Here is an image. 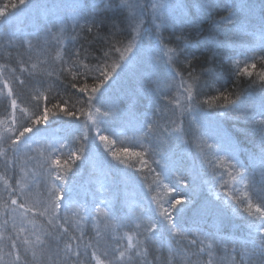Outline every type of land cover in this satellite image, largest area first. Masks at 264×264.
<instances>
[{
	"label": "trees",
	"instance_id": "trees-1",
	"mask_svg": "<svg viewBox=\"0 0 264 264\" xmlns=\"http://www.w3.org/2000/svg\"><path fill=\"white\" fill-rule=\"evenodd\" d=\"M57 2L62 5L58 12L60 20L46 21L38 15L45 0H26L27 6L20 5L19 0H0V7L5 11V16L0 17V137H8L15 132L16 122L4 112L8 91L4 84L14 87L13 79L21 76V68H28L44 81L43 86L29 87L20 93L17 103L19 108L25 109V119L38 110L42 112L44 106L58 113L50 116L46 124L33 126L32 131L23 137V151L15 160L14 171L8 145L0 142V236L6 240L10 235L15 236L21 227V221L17 219L14 230L10 210L5 203L8 197L5 189L14 185L17 190L25 192L22 199L32 208L28 216L34 217V223L27 219L23 221L25 231L21 239L27 236L30 243L22 245L21 250L26 251L29 260L34 259L35 252L37 264L42 259L47 260L42 257L40 247L35 245L36 234L31 230L35 227L42 239L47 238L39 231L41 227L52 230L48 224L49 214L40 213L48 206L49 193L55 184L58 189H64L65 201L71 200L67 217L75 235L83 232V244H92L102 250L104 247L125 246L128 237H132L135 243L138 239L135 225L123 220L126 214L140 215V209L145 206L147 214L158 219L155 212L157 202L167 207L169 197L174 196L186 201V204L177 206L174 214L177 226L194 228L191 235H176H181L185 243L198 237L202 243L192 246L197 252L200 248L212 246L211 256L205 252L200 260L192 250L184 247L176 256V264H207L209 259L224 261V264H230L231 260L241 264L243 260V264H249L246 253H253L252 259H259L258 214L255 208L251 215L245 211L248 200L254 205L264 203V154L261 153V138L253 124L222 114L227 110L217 107L221 101H216L212 107L205 105L206 109L194 115L203 135L192 134L199 132V126L194 125L183 140L172 135L169 146L164 144V151L158 155L153 151L157 141L146 139L141 134L148 121L153 123V131L167 127L170 133L174 128L172 121L180 123L177 117L185 100V89L193 83L187 71L184 72V83L181 84L177 77L170 87L165 88L170 96L162 98L154 83L159 76L160 57L144 48L148 39L158 43L156 35L147 34L142 43L135 41L133 55L125 52L135 36V31L129 27L132 12L127 4L135 0H113L110 7L106 0ZM77 2L80 8L72 7ZM13 4L16 8L12 7ZM151 11L148 9V13ZM148 13L141 21L152 30ZM229 15L239 24L258 30L264 25V0H212L208 10L196 20L195 29L186 21L181 25L178 18L171 17L162 27L161 35L167 48L175 49L177 43H182L176 39L181 27L186 36L192 37L193 48L185 49L184 55L195 52L196 58L191 64L181 58V65L199 77L201 91L205 94L202 100L209 95H218L219 90L235 92L236 60H230L225 50H208L213 40L223 39L221 25L217 22ZM93 22L92 31H88ZM28 41L32 45L30 55ZM77 52L80 53L78 65L72 64L77 60ZM121 53L126 58L132 55L128 67L119 77L109 81L96 94L94 101L95 107H101L102 112L111 111L112 116L103 117L95 112V107L86 103L90 88L96 81L91 74L85 77L80 73L85 71V65L90 70L98 65L110 70L115 64H123L119 59ZM244 53H237L241 62L246 56L256 55L247 50ZM21 55L27 64L19 63ZM172 55L164 54L163 60L167 61ZM209 67L214 74L206 72ZM258 71L259 67L252 77H239L243 91L241 100L232 106L233 111L242 110L250 100H254L257 106L264 104V90L260 89L256 75ZM28 75L27 71L23 72L24 77ZM250 79L257 80L255 86L247 87ZM73 83L77 87H72ZM84 83L89 85V93L79 91ZM236 99L235 94L230 96V100ZM53 104L76 112V116L59 113L52 108ZM20 114L17 111V116ZM192 119H185L182 127L188 129ZM259 119L257 117V121ZM18 122L24 123L23 120ZM99 135H108L109 141L101 142ZM121 148L142 151L148 164H139L136 157H122L125 164H117L112 160L111 151ZM75 155H80L81 159L76 160ZM56 159L61 161L59 166L54 163ZM6 160L9 162L7 169ZM155 160L160 163H154ZM64 161H68L67 166ZM152 169H157L161 176ZM242 171L248 180L240 179ZM58 174L64 180H55ZM153 197L155 201H152ZM205 207L210 210L208 216L197 219L198 210ZM60 214L64 215L65 210L61 209ZM6 217L9 223L4 226ZM208 234L216 237L215 243L205 238ZM168 235L164 232L165 240ZM72 243L75 245L76 241ZM54 251L55 245L52 246ZM141 251L147 252V259L152 264H163L169 256L168 247L153 246L150 251L144 248ZM7 252V247L0 250V264H7L13 258Z\"/></svg>",
	"mask_w": 264,
	"mask_h": 264
},
{
	"label": "snow or ice",
	"instance_id": "snow-or-ice-1",
	"mask_svg": "<svg viewBox=\"0 0 264 264\" xmlns=\"http://www.w3.org/2000/svg\"><path fill=\"white\" fill-rule=\"evenodd\" d=\"M112 2L113 0H106L107 6L110 7ZM211 3L212 0H187V2L186 0H135L134 3L127 4V7L132 12V15L129 17V27L136 32V35L132 37L133 43H130L128 47L125 48V52L131 53L132 55L134 53L133 46L135 41H141L143 39V33L139 30V23L143 16L148 13V9L152 10L151 13L148 14L151 16L152 27L158 43L155 49H151V51H154L161 60L159 76L154 81L160 92V96L162 98L170 96V93L165 91V88L170 87L171 83H174L177 77H179L181 84H183L185 71L188 73V78L193 81V83L189 84L185 89V100L184 103L180 105V115L177 117L180 123L177 124L176 120L172 121V124L174 125L173 131L170 133L167 127H164L162 131L159 128L153 131L154 125L151 121H148L141 134L146 139L154 138L157 141L155 147H153V151L157 152L158 155L164 151L162 148L164 144L167 143L169 146L172 135H178L180 140H183L184 136L189 135L194 125L199 126V132L192 134L203 135L200 125L194 118V115L196 112L206 109L204 107L205 105L212 107L216 101H221V104L217 105V107L227 110L222 114L230 115L236 119H245L253 124L254 129L261 138V153L264 154V104L257 106L254 100H250L248 105L242 110H232V106L236 105L241 100L240 93L243 91L239 77H252L254 71L259 67V71L256 72V75L260 82V89L264 90V25H261L258 30L250 29L247 26L239 24L233 19L232 15L217 22L221 25L223 39L213 40L208 50L212 52L220 49L225 50V53L230 60H236L238 71L233 83L235 85V92H229L227 89L219 90L218 95H209L207 99L203 100L201 97L205 94L201 91L199 77L190 68L186 69L181 65V58H183L188 64H191L192 60L196 58L195 52L190 55H184L185 49L193 48L191 43L192 37L186 36L183 27H181L176 39L177 41H182V43H177L175 49H170L167 48L164 38L160 34L161 26L170 17L178 18L181 25L186 21L193 29H195L196 20L203 12L208 10ZM19 4L27 6L26 0H19ZM12 7L16 8V5L13 4ZM61 7L62 5L58 3L57 0H51V3H49L48 0H45V3L40 5L38 15L41 19L46 21H59L60 17L58 16V12ZM72 7L80 8V4L77 2L72 5ZM14 14L15 13H13V15ZM3 16H5L4 8L0 7V17ZM157 20L160 21V24L155 23ZM93 27L94 22L92 25L88 26V31H92ZM129 36H131V33H129ZM198 43L199 41H197V44ZM28 44L30 55L32 51L31 41H28ZM135 46L136 48L138 47V45ZM244 50L256 53V55L246 56L243 62H241L237 59V57H239L237 53L245 55ZM115 51L120 52V49L115 48ZM167 53H173V55L170 56L167 61H164L163 55ZM76 56L77 60L72 61V64L78 65L80 53L77 52ZM105 56H107V53H105ZM131 56L126 58L125 55L121 53L119 59L120 61H123V64H115L110 70L101 68L99 65L94 70L88 69L87 65L84 66L85 71L80 73V75L87 77L91 74L93 80L96 81V83L91 86L90 93L89 85L87 83H84V85L79 88L81 93H89L86 102L87 106L95 107L96 104L94 101L97 98L96 94L99 93L109 81L119 77L121 72L128 67ZM27 62L28 61L24 59L23 55H21L19 63L24 65L27 64ZM117 68L120 69L119 72L116 71ZM20 71L21 76L14 77L13 79L14 87H9L7 83L4 84V88L8 89L4 112L11 115L13 121L16 122L14 124L15 132H13L11 136L0 137V142L8 145V152L13 156V171L15 169V160L23 151L21 148L23 137L32 131L33 126L46 124L50 116H56L58 114L56 111L44 106L42 112L38 110L36 113L27 116V119H25V109L19 108L17 103L20 93L29 87H36L37 85L43 86L44 81L39 76L34 75L28 68H21ZM25 71L29 73L27 77L23 76V72ZM76 71L79 72L78 67ZM206 72L214 74L211 67L207 68ZM94 73L99 74L95 75ZM73 76L75 79V73H73ZM169 78H171V80H169ZM256 83L257 80L250 79L247 83V87H253ZM71 86L75 88L77 87V84L73 83ZM233 94L237 96L236 100H230V96ZM169 103H171V101H169ZM39 107L38 103L37 108L39 109ZM52 108L57 109L59 113H62L65 116H76V112L69 111L64 107H61L60 104H53ZM17 111L21 113L19 116H17ZM95 112L103 117L112 116L109 109L102 112L101 107H95ZM173 114L175 115L174 110ZM188 117H193V119L189 121V128L185 129L182 125L184 120ZM257 117H260L259 121H257ZM88 119H92L91 115H89ZM20 120H23L24 123L20 124L18 122ZM84 139L86 140L87 137H84ZM99 140L103 143H107L109 141V136L99 135ZM111 157L112 160L119 165L125 164L126 162L122 157H136L139 164H148V161L144 159V153L142 151H130L127 148H121L119 151H111ZM75 159L80 160L81 156L75 155ZM8 163L7 160L4 162L6 169L8 168ZM54 163L59 166L61 161L60 159H56ZM154 163L159 164L160 161L155 160ZM64 165L67 166L68 161H64ZM132 167H135V165H132ZM233 167L236 166L233 164ZM151 171H156L157 175L161 176L157 169H152ZM240 179L248 180L243 171L240 173ZM55 180H64V177L58 174L55 177ZM164 186L166 188L168 187L167 184ZM5 190L8 193L5 203L10 210L13 228L15 230L17 219H20L21 227L16 231L15 236L10 235L6 240L0 236V250L7 247V255L13 257L7 262V264H37V261L35 260V252L33 253L34 259L29 260L26 251L21 250L22 245L30 243L27 236L21 239V235L25 231L23 221L24 219H27L29 223H34V217L28 216V213L32 211V208L28 207L27 203L22 199L26 194L23 189L17 190L14 185H9ZM169 191H172V189L169 188ZM152 201H155V197L152 198ZM70 202L71 200L65 201L64 189H58V186L54 184L52 191L49 193L48 206L40 213V215H44L45 213L49 214L50 219L48 220V224L51 225L52 230L50 231L44 227L40 228L39 231L42 232L47 239H42L35 227L31 230L36 234L35 245L40 247L42 257L47 258V260L42 259L40 264H48V261H50V264H93V262H95V264H152V261L147 259V252H142L141 249L144 248L150 251L153 246H158L161 249L168 247L169 256L163 264H176V256L184 247H188L192 250L198 260L202 258L205 252L211 256V245H209L207 249L200 248L198 252L192 249L193 245H199L202 243L198 237H193L191 241L185 243V240L181 238V235H176H191L194 229L178 227L175 222L174 214L177 211V206L186 204V201L183 199L171 196L168 199L167 207H163L157 202L155 212L157 213L158 219L149 216L145 206L140 209V215H135L134 213L126 214L123 220L135 225L134 231L136 232L138 239L133 243L132 237H128L127 245L122 247H104L102 250L98 246L93 247L92 244H83V232H81V235L79 236L75 235L72 230V225L67 217ZM241 203H243V201H241ZM161 208L162 211L160 210ZM253 208H255V212L258 214L256 219L260 221V225L257 228V231L260 233V246L257 249L260 258L252 259L251 257L254 255L253 253H246V255L249 257V264H264V203L259 202L254 205L251 200H248L245 211L251 215ZM21 209H23V212L20 211ZM61 209L65 210L64 215L60 214ZM209 212L210 210L206 207L199 209L197 219L202 220L208 216ZM8 223L9 219L6 217L4 219V226ZM196 230L198 231L199 229ZM164 232L169 234L166 240L164 239ZM205 238L212 239L213 243H215L216 237L214 235H209ZM73 241H76L75 245H73ZM117 243H119V241H117ZM53 245H55L54 252H52ZM90 249L91 251H89ZM49 253H52V255L49 256ZM138 257H143V259H137ZM207 264H224V261L216 262L209 259ZM230 264H236V261L231 260ZM241 264H243V260H241Z\"/></svg>",
	"mask_w": 264,
	"mask_h": 264
},
{
	"label": "rangeland",
	"instance_id": "rangeland-1",
	"mask_svg": "<svg viewBox=\"0 0 264 264\" xmlns=\"http://www.w3.org/2000/svg\"><path fill=\"white\" fill-rule=\"evenodd\" d=\"M155 23H156V24H160V21L157 20ZM162 27H163V25L161 26L160 34L162 33ZM139 30L143 33V39H142L141 41L136 40L137 42L139 41V42L142 43V42L145 40V37L147 36V34H151V33L155 34L154 29L149 30L146 26H144V25L142 24V21H141V23L139 24ZM133 31H134V30H133ZM135 35H136V32H135ZM155 47H156V44H155V42H153L151 39H148V40L145 42V44H144V48H145V50H150V52H151L152 54H156L154 51H151V49H155ZM144 52L150 54L148 51H144ZM52 149H55V148H52ZM55 151H56V150H55Z\"/></svg>",
	"mask_w": 264,
	"mask_h": 264
}]
</instances>
